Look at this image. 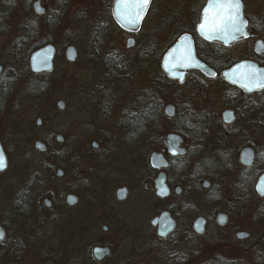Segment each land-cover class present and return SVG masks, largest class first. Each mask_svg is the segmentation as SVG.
Listing matches in <instances>:
<instances>
[{
    "label": "flooded vegetation",
    "instance_id": "flooded-vegetation-1",
    "mask_svg": "<svg viewBox=\"0 0 264 264\" xmlns=\"http://www.w3.org/2000/svg\"><path fill=\"white\" fill-rule=\"evenodd\" d=\"M38 1L45 11L43 16L34 11ZM105 1L94 0L95 6H105ZM208 1L195 28L184 29L169 46L181 36L191 35L198 59L215 72L213 78L197 71L187 75L196 72L206 80L202 83L201 113L186 121L177 114L175 105L168 103L162 108L164 120H156L154 128H146L143 123L134 131L127 130V122L136 115L96 114L87 130L89 139L76 147L74 174L70 176L63 167L57 168L63 173L61 178L55 172L64 183L60 192L53 189L56 198L49 192L34 202L35 184L28 174V163L13 160L12 149L27 148L12 144L14 131L9 122L13 121V89L6 88V98H0V145L7 158L6 169L0 171V232L4 234L0 240V264L86 261L80 239L82 226L88 227L93 239L117 228L131 243L138 242V249L128 259L132 264H257L264 260V232L257 233V219L264 210V197L257 192L264 162L259 163L255 143L262 139L264 146V90L244 91L224 76L241 63L264 69V5L250 7L242 0L248 37L224 46L206 42L198 34ZM44 2L35 0L31 9L38 18H51ZM192 21L195 19L190 18L188 23ZM142 27L137 33L120 29L128 40L135 39ZM198 38L206 44L199 45ZM50 45L56 48L57 58V46ZM28 66L31 71L30 59ZM0 67L1 75L5 70L3 65ZM172 82L183 85L186 80L183 84ZM169 105L175 109L172 118L165 115ZM169 135L183 138L179 147L183 152H171ZM247 150L253 155L249 166L241 162ZM69 195L75 196L74 205L68 204ZM164 216L174 227L161 237L158 220ZM156 220L157 224H153ZM95 247L111 249V256L104 262L115 255L111 243H95L88 255L94 264L104 263L93 259Z\"/></svg>",
    "mask_w": 264,
    "mask_h": 264
},
{
    "label": "rangeland",
    "instance_id": "rangeland-1",
    "mask_svg": "<svg viewBox=\"0 0 264 264\" xmlns=\"http://www.w3.org/2000/svg\"><path fill=\"white\" fill-rule=\"evenodd\" d=\"M6 1H11L23 11L26 5L31 8L35 0ZM44 1L51 20L56 19L57 25L53 30L42 29L38 39L50 41L57 46L56 72L42 79L45 92L39 98L26 100L19 90L20 86L13 89L10 105L13 121L9 122L14 131L12 144L18 143L27 148L25 151L12 149L15 156L13 160L16 163H28L27 171L35 184L34 202L49 192L54 197L55 191L60 192L64 183L55 175L58 167H63L70 176L74 174L76 147L84 145L89 139L87 130L91 128L92 119L96 118V114L116 117L131 115L138 111L141 102L139 95L154 92L164 99L163 109L168 103H172L180 118H186L187 121L190 116L201 113L202 83L206 81L202 75L194 72L187 77L183 85L171 84L164 72L161 74L158 71L161 69L162 60L158 61V58L148 52V47L151 46L150 50L156 49L158 57L159 53L168 49V45L178 34L175 32L177 29H194L206 0H155L142 30L134 36V49L126 47L128 35L116 25L111 15L113 0H98L105 1V6H95L94 0ZM245 4L259 7L264 5V0H245ZM193 8L197 18L193 25H190L188 20L192 17ZM179 19L184 23L180 24L181 22L177 21ZM167 23H171L172 27ZM37 24L40 26L43 23L37 21ZM20 28L18 20L10 28L12 33H0V65H3L4 70L13 71L9 58L17 37L14 31L18 32ZM69 46L75 47L77 51V58L73 63L67 62L65 57L66 48ZM25 58L21 60L23 67ZM105 59L115 61L120 69L116 72L107 71ZM59 101L66 103L64 111H58L56 104ZM38 119L42 123L40 128L36 126ZM154 124L151 125L152 128ZM14 135H17L16 140ZM57 136L63 138L61 143L57 141ZM36 141L46 145L45 151L35 150ZM9 142L7 139L8 146ZM255 143L259 152V163L264 162L262 139ZM262 232L264 210L257 219V233ZM80 235L86 261H65L64 264H94L89 261L88 255L95 243L99 242L111 243L115 249L114 257L103 264H132L128 259L139 247L138 242L131 243L117 228L109 235L93 239L88 227L85 229L82 226ZM256 262L240 261L239 264ZM137 264L154 262L143 261ZM257 264H264V260L258 261Z\"/></svg>",
    "mask_w": 264,
    "mask_h": 264
},
{
    "label": "water",
    "instance_id": "water-1",
    "mask_svg": "<svg viewBox=\"0 0 264 264\" xmlns=\"http://www.w3.org/2000/svg\"><path fill=\"white\" fill-rule=\"evenodd\" d=\"M224 2H226V0H221L222 4ZM241 4L243 5V18L244 21H246L244 4L242 0ZM150 6L151 4L145 8L144 12L141 14V17L138 18L136 14L139 11V8L136 5V0H115L112 10L113 17L119 28L129 33H137L141 29L148 15ZM34 11L38 16H43L45 14V11L43 7H41L39 1L35 3ZM227 11L228 10L223 6L213 7L210 4V0L207 2L205 8L202 11L201 20L199 23V25L201 23H204L205 28L203 31L200 30L199 25L197 28L199 36L204 41L209 43H220L224 46H231L234 43L240 40H244L248 37L247 21L242 27L241 32L236 33L234 37L225 32H221V28L225 27L227 24ZM205 13H207V19H205ZM135 45L136 42L134 38L131 37L127 40V47L129 49H133ZM56 53V48L50 44L32 53L30 57L31 72L34 75L52 73L54 71ZM65 57L67 62L73 63L77 58V51L75 47H68ZM1 70L2 67H0V73ZM162 70L170 80L176 81L179 84H183L186 80L187 75L193 71H197L208 78H213L215 76V72L200 59H198L195 49V42L192 36L188 34L181 36L167 50L162 60ZM253 72L260 75V77L262 78L261 83L264 84V69L259 68L255 64H238L234 68H232V70L226 72L224 76L226 77V80L228 82L240 87L244 91L253 92L264 90V87L257 86L249 81L248 77ZM56 106L58 111H64L66 109V103L63 101H59ZM174 114V107L172 105L167 106L165 109V115L169 118H172ZM36 125L39 128L41 127L42 123L40 119L37 120ZM57 141L61 143L63 141V138L61 136H57ZM167 142L171 147V152L173 154H180L181 152H183V150H179L180 145L184 143L182 137L178 135H169L167 137ZM34 147L35 150L39 152L45 151L46 148L45 145L40 141H36ZM0 151H2L4 154L5 163L7 166V158L1 145ZM247 151L248 152L243 153L241 162L242 164L249 166L253 163V155L250 150ZM153 160H156V158L154 157ZM56 175L58 178H61L63 173L59 169L57 170ZM257 192L260 196L264 197V194H262L264 193V175L261 176L258 181ZM67 201L69 205H74L76 202V198L73 195H69ZM45 203L47 204L48 202L45 201ZM158 223H160L158 234L161 237H165L174 227L173 222H171L169 218L165 216L158 220ZM153 224H157V220L154 221ZM111 254V249L107 247H95L92 250L93 259L98 263L104 262V260L109 258Z\"/></svg>",
    "mask_w": 264,
    "mask_h": 264
},
{
    "label": "trees",
    "instance_id": "trees-1",
    "mask_svg": "<svg viewBox=\"0 0 264 264\" xmlns=\"http://www.w3.org/2000/svg\"><path fill=\"white\" fill-rule=\"evenodd\" d=\"M0 8V27L4 29L2 30V32H0L1 34L12 33L13 31L10 28L14 24H16L18 20L21 27L18 32L14 31L17 34V37L14 41L12 53L9 58L10 62L12 63L10 67L13 69V71L8 69L0 75V98H6V88L12 90L14 88L16 89L18 86H20L19 90L24 95L26 100L39 98L45 92V85L42 79L45 76L53 75L56 72V67L54 69V72L51 74L33 75L29 70L28 63L31 54L34 51L46 44H53L50 41H41L38 39V37L40 36L42 29L53 30L57 25L56 19L51 20V18H49V15L43 18H38L34 15L32 9L30 8V5L24 6L22 11L19 10L14 3L6 0L1 1ZM191 18H193V20L197 18L195 9L193 10ZM37 21H41L43 24L39 26L37 24ZM192 23L193 21L190 22V25H192ZM178 27L176 26V28ZM181 27H183V25ZM183 28H179L175 31L176 33H178V36L183 33ZM177 35L171 43H173L177 39ZM171 43L168 45V48ZM198 44L202 45L206 43L198 38ZM151 48V46L148 47V52L150 53V55L158 58V61L162 60L167 50L159 53V56L157 57V52H155L156 49L150 50ZM24 57H26L25 69H23L21 66V60H23ZM105 67L106 70L110 72H116L120 69L119 65L115 61L107 59H105ZM124 71H126V69ZM158 71L161 74L163 73L161 69H158ZM166 79L168 78L166 77ZM169 82L171 84H175L170 80ZM138 99L139 101H141L139 104V110L136 112V117L134 119H130L127 122L128 131L140 129L139 126L143 123L146 128H149L156 122V120H164L162 108L165 101L163 102L164 99H161L158 94L154 92H148L147 94L142 93L141 95H139ZM141 114L143 115V117H138Z\"/></svg>",
    "mask_w": 264,
    "mask_h": 264
},
{
    "label": "snow or ice",
    "instance_id": "snow-or-ice-1",
    "mask_svg": "<svg viewBox=\"0 0 264 264\" xmlns=\"http://www.w3.org/2000/svg\"><path fill=\"white\" fill-rule=\"evenodd\" d=\"M151 4V0H136V5L139 8L137 12V17H141V14L144 12L145 8ZM210 4L213 7H225L227 11V24L225 27L221 28V32H225L231 36H235L236 33L241 32L242 27L245 25L246 21L243 18L241 0H226L223 4L221 0H210ZM205 19H207V13L204 14ZM201 31L204 30L205 25L201 23L199 25ZM249 81L257 86L264 87V84L261 83V77L258 73H251L248 77ZM131 115L135 116L136 113H132ZM6 167L4 154L0 151V171H3ZM264 194V193H262ZM242 236L244 234H241ZM4 239V234L0 232V240Z\"/></svg>",
    "mask_w": 264,
    "mask_h": 264
}]
</instances>
